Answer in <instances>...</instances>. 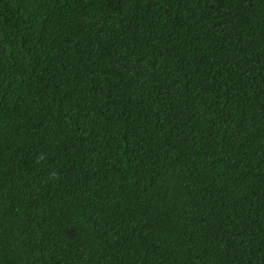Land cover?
Masks as SVG:
<instances>
[{"label": "trees", "instance_id": "trees-1", "mask_svg": "<svg viewBox=\"0 0 264 264\" xmlns=\"http://www.w3.org/2000/svg\"><path fill=\"white\" fill-rule=\"evenodd\" d=\"M0 264H264V0H0Z\"/></svg>", "mask_w": 264, "mask_h": 264}]
</instances>
